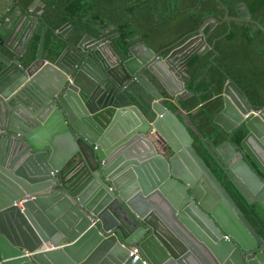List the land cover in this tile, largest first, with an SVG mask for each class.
Masks as SVG:
<instances>
[{
	"label": "water",
	"instance_id": "water-1",
	"mask_svg": "<svg viewBox=\"0 0 264 264\" xmlns=\"http://www.w3.org/2000/svg\"><path fill=\"white\" fill-rule=\"evenodd\" d=\"M40 9L0 26V261L264 264V238L194 149L186 116L165 104L192 94L188 61L209 49L204 27L217 18L159 51L139 40L124 57L112 41L117 27L74 43L70 22L56 29L66 45L45 51ZM237 11L223 20L264 32L244 2ZM222 99L213 122L247 134L239 144H202L264 211V106L230 80Z\"/></svg>",
	"mask_w": 264,
	"mask_h": 264
},
{
	"label": "trees",
	"instance_id": "trees-1",
	"mask_svg": "<svg viewBox=\"0 0 264 264\" xmlns=\"http://www.w3.org/2000/svg\"><path fill=\"white\" fill-rule=\"evenodd\" d=\"M36 1L42 6L40 18L47 27L44 50L51 53L66 45L56 32L66 22L74 27V43L85 33L97 35L110 25L117 27L119 35L113 42L125 57L128 47L139 40L159 51L185 35L180 43L192 36L207 17L217 18L218 22L204 27L209 49L188 61L185 87L192 94L165 104L172 111H185L194 149L264 238V211L257 203L249 204L240 196L202 144L206 137L215 145L226 139L239 144L247 134L243 125L227 133L213 122L223 106L222 90L228 80L256 108L264 106V32L251 22L223 20L226 12L236 16L237 4L244 2L251 17L264 26V0H17L16 8L27 11ZM13 15V11L8 13ZM38 42L39 35H32L28 58L35 56ZM178 116L184 120L182 114Z\"/></svg>",
	"mask_w": 264,
	"mask_h": 264
},
{
	"label": "crops",
	"instance_id": "crops-1",
	"mask_svg": "<svg viewBox=\"0 0 264 264\" xmlns=\"http://www.w3.org/2000/svg\"><path fill=\"white\" fill-rule=\"evenodd\" d=\"M17 6V0H0V26L1 24H5V23H8L11 21V18L15 15H18L19 13H22V12H25V11H22V10H19L18 8H16ZM35 6H39L41 9L40 11L38 12V15L40 16V13L42 11V6L38 3V1H36L31 9L27 10V11H30L31 13L30 14H34L33 13V8ZM14 9V10H13ZM10 11H13V16H8V13ZM14 16V17H15ZM111 27H115V26H108L107 28H111ZM106 28V29H107ZM35 33H33L34 35ZM0 35H1V31H0ZM113 41V40H112ZM176 99L175 97H167L166 98V101H173V102H176ZM178 111L182 114L185 115V111L182 110L181 108L178 109Z\"/></svg>",
	"mask_w": 264,
	"mask_h": 264
},
{
	"label": "built area",
	"instance_id": "built-area-1",
	"mask_svg": "<svg viewBox=\"0 0 264 264\" xmlns=\"http://www.w3.org/2000/svg\"><path fill=\"white\" fill-rule=\"evenodd\" d=\"M130 255H133V261L136 260L138 258V255H136V250L135 249H131L130 250ZM0 264H3L1 261H0Z\"/></svg>",
	"mask_w": 264,
	"mask_h": 264
},
{
	"label": "flooded vegetation",
	"instance_id": "flooded-vegetation-1",
	"mask_svg": "<svg viewBox=\"0 0 264 264\" xmlns=\"http://www.w3.org/2000/svg\"><path fill=\"white\" fill-rule=\"evenodd\" d=\"M113 40V39H112ZM248 102H250V104L252 105V106H254V107H256L255 106V104L252 102V101H248ZM263 107V106H262ZM261 108V107H260Z\"/></svg>",
	"mask_w": 264,
	"mask_h": 264
}]
</instances>
